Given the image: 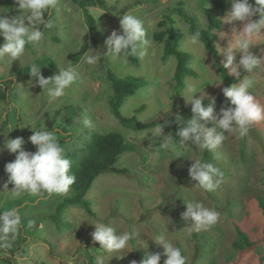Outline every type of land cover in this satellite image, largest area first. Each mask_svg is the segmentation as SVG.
Returning <instances> with one entry per match:
<instances>
[{"label": "rangeland", "instance_id": "rangeland-1", "mask_svg": "<svg viewBox=\"0 0 264 264\" xmlns=\"http://www.w3.org/2000/svg\"><path fill=\"white\" fill-rule=\"evenodd\" d=\"M104 1L108 9L97 4L88 7L95 22V31L91 32L78 4L73 0H57L48 16L54 27L43 29L44 38L39 43L26 44L25 54L19 61L11 64L7 57L0 58V89L8 93L7 99L0 101V213L17 209L21 216L19 234L11 247H0V264H7L4 258L13 259L14 264H86L88 255L94 257L96 264H131L132 261L139 264L136 253L145 255L157 248L163 251L162 246L151 240L157 235H163L179 247L186 264H264V214L256 200V197L264 200V121L255 124L245 137H240L238 131L226 133L225 141L210 152L205 162L223 173L221 183L211 192L196 186L188 173L191 160L201 161L205 150L191 142L175 143L180 139L176 133L183 126L176 123V115L185 120L192 116L191 105L186 102L189 88L194 86L207 103V97H218L223 87L222 82L219 86L214 84L221 79L210 53L205 49L202 61L204 46L201 42L189 43L188 27L176 9L183 8L204 29L207 22L202 10L212 9L222 21L231 11L230 0L222 8L207 0ZM0 14L19 15L15 0H0ZM126 14L136 15L144 23L150 40L145 54L134 56L135 64L109 56L101 57L95 65L88 64L90 55L107 51L104 41L112 31L120 33V17ZM165 16L173 19L175 32L182 35L178 49L190 55L187 65L198 74L197 78H185L180 95L173 90L175 60L170 57L161 61L162 45L152 38L158 30L157 23ZM239 28V22L234 21L221 23L216 32L213 30L217 51V44L226 47ZM219 32L226 33V38L221 40ZM254 43L257 46L250 51L259 57L260 49H264V37ZM218 54L224 63V55ZM33 63L40 66L45 78L71 66L77 71L78 79L65 90L63 97L53 100L38 85L29 87V80L35 78L23 70H30ZM108 71L118 77L130 75L147 81L146 86L126 98L120 112L126 118L135 116L141 123L161 121L163 135L171 134L173 140L154 135L156 126L135 131L124 128L112 117L108 109L111 95L106 79ZM246 76L254 80L249 91L264 105V59L257 72ZM141 105L143 109L135 113ZM222 106L229 104L218 101L215 111L219 112ZM85 119L91 121L90 126L84 125ZM37 130L54 132L72 163L82 158V143L92 133L118 132L134 146V151L123 153L113 166L125 170L124 173L101 174L87 192L93 217L78 206H68L61 215L60 225L47 218L62 198L72 195L71 189L68 193L51 195L24 192L18 197L9 192L12 184L3 189L7 181L5 164L14 161L16 155L3 147L5 140L22 137L25 141L22 147L34 152L36 148L29 137ZM184 202H200L216 210L218 222L208 230L192 232L189 236L187 226L191 219L181 218L186 210ZM29 221H35L31 228ZM99 223L114 227L118 233H132L134 239L129 245L133 249L128 253L129 249H125L110 254L100 248L92 239L95 231L92 224ZM234 224L248 235L253 243L251 248L238 251L232 247L237 239ZM113 255L118 259H111ZM165 259L163 255V263Z\"/></svg>", "mask_w": 264, "mask_h": 264}, {"label": "clouds", "instance_id": "clouds-1", "mask_svg": "<svg viewBox=\"0 0 264 264\" xmlns=\"http://www.w3.org/2000/svg\"><path fill=\"white\" fill-rule=\"evenodd\" d=\"M230 2L231 11L221 23L239 22L240 28L228 40L226 47L221 48L217 44V48L218 53H222L225 57L223 67L240 83L221 89L229 106H222L219 112L215 111V97H207L208 102L205 103L196 88L190 87L188 90L190 95L186 102L191 105L192 116L185 120L180 115H176V123L183 126L176 133L180 139L175 143L185 145V142H191L192 145L208 152H214L225 141L226 133L238 131L240 137H245L255 124L264 121V105L249 91L254 85V80L247 76L241 79L245 73H255L260 67L261 60L264 59V49H260L259 57L250 51L251 48L257 46L254 41L264 37V34H261V29H264V0H254V6L250 5L248 0H230ZM15 3L20 10L19 15L0 14V37L3 38V43L0 44V58L7 57L11 64L24 56L26 44L39 43L44 38L45 32L38 25H42L43 29L54 27L51 19H45V13L57 5V0H15ZM255 16L259 18L253 19ZM120 30L119 34L115 30L110 33L104 41L107 51H97L90 55L87 58L88 64L95 65L104 56L119 58L127 63L129 56L142 57L145 54L144 49L150 44V40L147 38L141 18L132 14L120 17ZM217 34L221 40L227 36L224 32ZM200 36L199 31L192 33L189 43L197 45L200 43ZM237 54H239V59H237ZM204 56L205 46L202 61ZM28 74L35 78L34 81L29 80V87L34 84L38 85L53 100L63 97L65 90L78 79L77 71L71 66L59 69L57 74L45 78L40 72V66L33 63ZM221 82L222 80L214 84L219 86ZM83 123L85 126L91 125L88 119H85ZM209 123L211 127L206 126ZM153 134L165 140L172 139L171 134L163 135V125L159 123ZM29 141L36 148L34 152L22 147L25 143L22 137L5 140L3 147L10 154L16 155L14 161L5 164L7 181L3 189H8V185L12 184L13 188L9 192L15 197L24 192L33 195H40L42 192L49 195L68 193L76 178L69 174L72 161L65 156V150L61 147L56 134L46 130L33 131ZM191 161L193 163L188 169L190 179L199 188L208 192L214 191L221 183L223 177L221 170L209 162ZM185 204L186 210L181 213V218L185 221L191 219V223L187 226L189 236L192 232L208 230L218 222L219 213L216 210L200 202ZM34 225L35 221L28 222V227L31 228ZM92 225H95V231L92 233L93 241L98 242L99 247L106 252L119 253L129 249L128 253L133 249L129 245V242L134 239L132 233H118L114 227L104 223ZM20 226L21 216L17 209L0 213V247H11L12 241L19 234ZM151 240L162 246L163 255L166 256L164 264H186L181 249L166 240L163 235H157ZM145 248H147V242ZM161 255V252H146L139 264H160ZM113 257L117 258L113 255L111 259ZM131 264H137V262L132 261Z\"/></svg>", "mask_w": 264, "mask_h": 264}, {"label": "trees", "instance_id": "trees-1", "mask_svg": "<svg viewBox=\"0 0 264 264\" xmlns=\"http://www.w3.org/2000/svg\"><path fill=\"white\" fill-rule=\"evenodd\" d=\"M78 4L86 27L91 31H95V22L90 14L88 7L97 4L102 9H108L104 0H73ZM215 5L217 8H222L226 0H207ZM8 3V1H7ZM250 5L254 6V0H248ZM203 14L205 16L207 27L201 29L198 27L196 21L188 15L183 8H177L176 12L179 17L186 23L190 35L199 31L201 33L200 42L205 46V49L210 53L215 68L222 80L223 87L230 86L231 84H238L240 81L234 79L233 76L228 74V70L223 67V63L219 58L218 51L215 46L216 35L213 30H218L221 26V21L214 14L212 9L204 8ZM49 11L45 13V19L49 17ZM258 16L253 19H258ZM174 21L171 17L165 16L157 23L158 30L152 34L154 42L161 44L162 54L160 56L161 61H166L172 57L175 60L174 73L172 76L174 93L180 95L185 86V78L193 77L197 78L198 74L191 69L187 63L190 59L188 53L182 52L178 49L179 42L182 39V35L175 32L173 28ZM43 30L42 25H38ZM0 37V42L2 41ZM76 59V58H75ZM127 61L131 64L137 63L134 56H129ZM258 69L256 70V72ZM24 73H28V69L23 70ZM248 74H243L241 79ZM106 79L111 89V95L108 99V109L112 117L124 128L132 129L135 131H143L161 124V121H154L149 123L139 122L135 116L130 118L124 117L121 112V106L125 102L126 98L132 96L138 89L147 85V81L135 76L118 77L113 72L108 71ZM222 87V88H223ZM8 93L0 89V101L7 99ZM216 102H226V98L222 92L218 97H215ZM141 105L135 110V113L140 112L143 109ZM172 125V121L169 122ZM134 146L126 141L125 137L118 132L108 133H92L88 139L82 143V158L77 163H72L69 174L74 175L76 178L75 183L71 186L72 195L62 198L54 208V212L48 215L50 219L56 225L61 224V215L64 213L68 206H78L87 215L94 216L90 201L86 198V194L92 187L94 181L104 173L116 172L124 173L125 170H117L113 166L118 161L119 157L128 151H134ZM210 157V152L204 151L202 162ZM257 204L264 214V200L261 197H256ZM235 225V231L237 239L232 242V247L238 251H244L252 247L253 243L250 241L248 235L237 225ZM3 249V247H1ZM153 252H161L160 264L163 263V251L159 248ZM136 259L140 261L145 257L144 254L136 253ZM7 264H14L13 259L4 258ZM86 264H96L93 256H87Z\"/></svg>", "mask_w": 264, "mask_h": 264}]
</instances>
